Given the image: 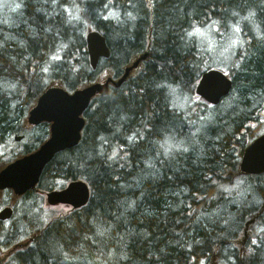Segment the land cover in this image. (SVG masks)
<instances>
[{
  "label": "trees",
  "instance_id": "obj_1",
  "mask_svg": "<svg viewBox=\"0 0 264 264\" xmlns=\"http://www.w3.org/2000/svg\"><path fill=\"white\" fill-rule=\"evenodd\" d=\"M21 4L14 23L0 22V143L25 137L5 151L8 160L48 134L46 123L35 133L24 128L25 110L46 86L71 91L148 55L136 75L91 100L79 143L45 164L35 189L21 196L22 213L0 221V253L9 252L0 264H264V172L238 169L243 148L264 131V0ZM249 13L257 33L241 26L228 96L215 106L199 99L198 110L174 107L169 91L194 93L211 60L187 32L212 22L228 28ZM89 28L110 49L95 70ZM204 109L214 111L209 119ZM73 179L88 184L84 206L64 213L42 206V192Z\"/></svg>",
  "mask_w": 264,
  "mask_h": 264
},
{
  "label": "water",
  "instance_id": "obj_2",
  "mask_svg": "<svg viewBox=\"0 0 264 264\" xmlns=\"http://www.w3.org/2000/svg\"><path fill=\"white\" fill-rule=\"evenodd\" d=\"M84 38L89 65L95 69L100 58L110 56V49L104 35L96 29L86 30ZM147 55L148 53L145 52L135 58L123 68L118 77L107 76L103 81L89 83L72 92L57 85L47 86L28 110L26 122L29 125L48 122L49 136L35 150L15 158L0 168V190L10 189L15 196H21L35 188L45 164L57 152L78 144L85 124L83 112L90 100L96 95H107L109 85L119 87ZM212 82L218 83L219 86L209 90L208 85ZM232 87V79L229 75L220 69L209 68L199 77L194 91L207 103L217 105L230 93ZM13 138L20 141L23 135H14ZM238 167L239 171L245 174L264 172V132L242 150ZM44 196L49 206L65 204L75 209L87 203L90 189L83 179H73L63 188L46 191ZM12 215V206L1 207L0 221L10 219ZM21 245V243L17 244L13 249Z\"/></svg>",
  "mask_w": 264,
  "mask_h": 264
},
{
  "label": "rangeland",
  "instance_id": "obj_3",
  "mask_svg": "<svg viewBox=\"0 0 264 264\" xmlns=\"http://www.w3.org/2000/svg\"><path fill=\"white\" fill-rule=\"evenodd\" d=\"M21 2L22 0H0V22L5 23L7 25L14 23V15H20L22 5ZM17 5H19V7H17ZM251 15L252 13H249V16ZM242 25H244V28L247 31L251 32V30L255 28L253 17L251 16L248 18L246 14H243L242 16H239L234 22H230L228 24V28L224 29H219L218 23L216 22L209 23L202 27L195 26L187 32V35L191 38H194L197 41L198 45L204 49V51L209 52L211 56V60L208 65L209 67L219 68L228 75H231L229 69H236V56L241 53V47L243 46L244 40L241 34L242 32L240 30ZM237 29L239 30L237 31ZM255 31L257 33L256 28ZM190 33L191 35H189ZM257 36L259 35L257 34ZM218 41L221 42L219 43ZM140 69L141 67H138L137 69L133 70L131 76L136 75L140 71ZM109 75L113 76V72L110 69H104L99 73L95 80H103L106 78V76ZM169 93L170 102L174 107H177L179 109L193 108L195 110H198V107L194 104L199 101V98L194 93L189 94L179 92L174 89H171ZM33 104L34 103H32V105ZM32 105L25 110L24 120L26 119L28 110L32 107ZM213 112L214 111L212 109H204V111H202V118H208L210 115H213ZM24 124V128L29 130V133L39 132V130L35 129V127L39 126L40 124L36 126L28 125L25 121ZM45 131H48V124L44 127V132ZM47 136L48 134H46L44 138H46ZM13 137L14 135L9 134L6 136V141L0 143V168L5 166L15 158L23 155L19 154L15 158L8 160L7 156L4 154L5 151L10 150L11 148H19L17 143L25 139L24 137L20 141H16L13 139ZM23 204L24 202L21 197H16L13 194L12 190H0V209L4 205H10L13 207V210L15 209L14 211H16V213L20 214L22 213ZM42 206L61 213L67 212L69 210V206L63 204H58L55 206L47 205L45 203L44 195L42 200ZM9 220L10 219L3 221L4 224L8 225ZM239 236H241V234H239ZM23 238L24 237H21V239ZM3 255L4 252H1L0 257Z\"/></svg>",
  "mask_w": 264,
  "mask_h": 264
},
{
  "label": "snow or ice",
  "instance_id": "obj_4",
  "mask_svg": "<svg viewBox=\"0 0 264 264\" xmlns=\"http://www.w3.org/2000/svg\"><path fill=\"white\" fill-rule=\"evenodd\" d=\"M17 7H19V5H17ZM239 29H237V31H238ZM198 31V30H197ZM189 35H191V33L189 34ZM219 85H218V83H216V82H212V83H210L209 85H208V87H209V90H213V89H215L216 87H218ZM114 155H115V153H113Z\"/></svg>",
  "mask_w": 264,
  "mask_h": 264
},
{
  "label": "bare ground",
  "instance_id": "obj_5",
  "mask_svg": "<svg viewBox=\"0 0 264 264\" xmlns=\"http://www.w3.org/2000/svg\"><path fill=\"white\" fill-rule=\"evenodd\" d=\"M56 5H57V3H56ZM134 74V73H133ZM110 87H115V86H110ZM110 87H109V90H110ZM170 94V93H169ZM231 100V99H230ZM212 106H215L214 104H211ZM170 107V106H169ZM178 143V142H177ZM88 185V184H87ZM234 200V199H233ZM10 257V256H9Z\"/></svg>",
  "mask_w": 264,
  "mask_h": 264
}]
</instances>
